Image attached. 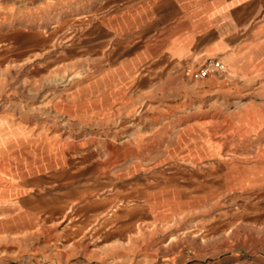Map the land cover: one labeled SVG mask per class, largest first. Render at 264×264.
Here are the masks:
<instances>
[{
    "label": "rangeland",
    "instance_id": "374dc122",
    "mask_svg": "<svg viewBox=\"0 0 264 264\" xmlns=\"http://www.w3.org/2000/svg\"><path fill=\"white\" fill-rule=\"evenodd\" d=\"M134 1L0 0V264H264V16L170 100L99 115Z\"/></svg>",
    "mask_w": 264,
    "mask_h": 264
},
{
    "label": "crops",
    "instance_id": "0c3cea01",
    "mask_svg": "<svg viewBox=\"0 0 264 264\" xmlns=\"http://www.w3.org/2000/svg\"><path fill=\"white\" fill-rule=\"evenodd\" d=\"M262 16L264 0H135L109 25L114 60L90 76L82 102H97L100 115L108 109L133 112L151 101L170 100L184 85L185 69L233 46ZM191 141L189 130L176 131L169 140V157L186 152ZM194 142L202 141L195 137ZM158 220V215L150 219Z\"/></svg>",
    "mask_w": 264,
    "mask_h": 264
},
{
    "label": "built area",
    "instance_id": "2783aa9c",
    "mask_svg": "<svg viewBox=\"0 0 264 264\" xmlns=\"http://www.w3.org/2000/svg\"><path fill=\"white\" fill-rule=\"evenodd\" d=\"M220 67V62H214V61H210L209 63H207L202 70L200 71L199 75L201 76H205L209 73L215 72L219 69Z\"/></svg>",
    "mask_w": 264,
    "mask_h": 264
}]
</instances>
